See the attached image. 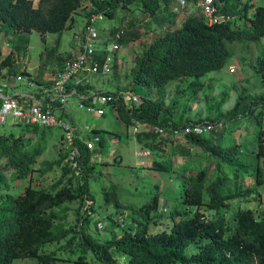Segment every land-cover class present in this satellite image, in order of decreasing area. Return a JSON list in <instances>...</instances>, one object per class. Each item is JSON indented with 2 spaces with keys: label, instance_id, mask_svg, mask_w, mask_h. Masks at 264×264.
I'll return each instance as SVG.
<instances>
[{
  "label": "trees",
  "instance_id": "16d2710c",
  "mask_svg": "<svg viewBox=\"0 0 264 264\" xmlns=\"http://www.w3.org/2000/svg\"><path fill=\"white\" fill-rule=\"evenodd\" d=\"M88 1L91 9L86 14L87 18L101 13L109 19L119 9L155 16L169 3V0ZM187 1L189 3L190 0ZM212 1L213 14L220 16V21L208 24L203 17L190 15L181 21L179 27L157 37L134 58L131 86L155 89V99L142 95L138 105L132 109L125 107L120 99L109 103L126 125L145 123L164 128L162 136L166 137V150L173 137L179 135L171 129H179L190 122H205L189 120L182 115L173 120L171 116L163 115L165 89L175 81L186 79L190 90H199L203 83L198 79L220 70L232 56L231 45L238 42L259 44L264 38V6H255L253 0ZM82 3L83 0H38L34 6L31 0H0V34L6 36L10 32L29 33L32 30L40 35L60 34L70 27L73 14ZM177 15L178 12L166 9V19ZM235 20H241L242 24L236 25ZM133 24L130 18L127 27ZM12 62L13 56L8 54L0 62V69ZM253 70L264 85V52L257 55ZM224 93L214 103V110H218L223 102ZM49 105L54 107L52 102ZM216 116L213 119L208 117V122L222 120L221 127H216L209 136L186 134L183 136L186 145L179 146L178 152L185 157L198 156L197 149L190 150L189 146H200L205 152L204 159L209 161V166H215L217 175L211 179L208 169H191L190 163L184 162L177 171L181 183L176 189L178 196L175 200L178 203L171 212L170 228L150 232L151 221L161 217L156 215L160 203L156 194L150 203L133 210L140 220L110 222V238L99 241L82 233V250L90 252L95 262L88 263L84 256L79 255L75 264H264V212L258 215L250 208H233L231 205L236 200H260L259 188L264 189V169L260 167L264 162V94L249 96L243 93L230 110ZM241 120L255 126L249 142L226 145L227 130H224H230L233 125L237 127ZM23 127L33 133L39 132L37 127ZM216 130L219 136L214 138ZM148 135L147 144L163 141L160 134L151 132ZM39 137L44 140L40 132ZM23 139V133L0 132V183L4 181L5 190L8 189L6 169H11L16 179L28 177L30 181L34 172L43 175L61 164V159H55L42 162L43 168L34 169L45 151V144L39 142L26 148L28 145H23ZM85 144H79L84 172L78 180L63 165L62 175L46 188L35 189L27 185L19 194L0 195V264H12L18 258L56 264V256L44 254L42 249L47 244L59 242L71 232L63 224L67 210L62 205L81 202L84 192L92 198L88 192V175L92 173L89 165L91 153ZM244 150L254 153L247 155ZM151 169L159 171L165 167L159 163L152 165ZM243 173L251 177V183L245 181ZM111 196L115 204H119L115 193ZM184 211L190 214L186 215Z\"/></svg>",
  "mask_w": 264,
  "mask_h": 264
},
{
  "label": "rangeland",
  "instance_id": "374dc122",
  "mask_svg": "<svg viewBox=\"0 0 264 264\" xmlns=\"http://www.w3.org/2000/svg\"><path fill=\"white\" fill-rule=\"evenodd\" d=\"M195 1L190 0L189 3H195ZM253 1L255 6H264V0ZM33 3L34 6L37 4V2ZM90 9V2L83 0L82 5L72 16L70 27H66L60 34L45 33L40 35L34 30L29 33L10 32L6 36L0 34V62L8 54L13 56L12 64L0 69L1 82L6 86L14 84L19 90H22L28 88L27 83L31 81L30 79L32 82L34 81L35 88L40 86L38 81L42 80L44 71L48 73V77H56L57 71L54 68L58 64L56 58L65 56L67 59L69 55L65 54L77 47L84 30L86 14ZM183 16L184 12L182 11L175 18L166 19V8L155 16H148L147 13L141 11L129 12L122 9H119L116 15L110 19L102 15V18L97 20L94 26L99 35L105 38L108 36L109 30L121 26L120 29L124 31V37L120 42L119 49L110 53V58L113 59L111 73L89 76V78L95 79L91 83L88 80L86 86L80 90L84 94H88L89 98L99 96L104 91L115 92L118 99L129 109L138 105V103L128 104L130 95H136L140 99L143 93L148 98L155 99L157 97L155 89L142 90L131 86L130 73L134 66V58L141 54L145 48H148L157 37L179 27ZM130 18L133 19L134 24L127 27V21ZM234 23L240 25L242 21L235 20ZM245 44L246 42H238L231 45V47L233 46L232 56L220 70L198 79L200 83H203L199 90L195 92L190 90L189 80L186 79L171 83L164 91L163 115L171 116L173 120H178L182 115L183 118L189 120L200 119L203 122H208V117L213 119L218 113L230 110L241 94L249 96L264 94V85L253 70L257 55L264 52V38L259 44ZM222 92H225L223 102L218 110H214V103L220 99ZM66 105L77 122L76 126L80 128L88 126L91 133H87L85 139L94 143L93 155L96 164L92 165V173L88 175V192L93 199V216L90 218L82 216L80 201L62 205L67 210L63 224L71 232L59 242L47 244L42 249V253H51L56 256V264H75L79 255L84 256L88 263L95 262L94 256L90 252L82 250L80 239L82 233L85 232L99 241L110 238L112 233L110 222L124 220L130 223L133 218L140 220L141 218L133 213V210L143 204L150 203L156 194L160 198L156 215H161V217L151 221L150 232L156 233L162 229H169L171 212L174 211L178 203L175 200L178 196L176 189L181 183L177 171L186 160L190 163L191 169L201 167L208 169L211 179L217 175L215 166H209V161L204 159L205 152L200 146L195 148L194 144H190V150L197 149V152L200 153L193 157H185L178 152L179 146L184 144L183 142L182 144L176 142L168 145L165 156H160V153L146 154L148 151L141 150L138 143L133 141L132 126L126 125L118 117L117 111L109 104L104 106V113L101 116L90 115L83 108H79L75 102H69ZM63 115L65 116V113ZM232 127L235 129L231 130ZM228 129L224 130H227L225 132L226 145L233 146L238 143L245 145L249 142L248 138L254 132L255 126L248 121L241 120L237 127L233 125L230 126V130ZM38 130L43 134L44 140L40 139L39 132L27 131L23 125L11 123L10 118H7L6 123L0 125V132L23 133L22 143L24 146L28 145L26 148L39 142L45 144V151L34 165V169L43 168L42 162L55 159H61V164L55 165L43 175L34 172L30 181L28 177L16 179L13 171L6 169L4 174L8 189L5 190L4 181H2L0 195L19 194L27 185L35 189L46 188L62 175L61 166L65 165V162L62 159L59 130L54 128H38ZM112 131L121 138L112 134ZM217 136H219L218 130L213 133L212 137L216 138ZM244 151L247 155L254 153L248 150ZM159 163L165 167V170L155 171L149 168L152 164ZM260 167L264 169V162H261ZM242 176L246 182L251 183V177L247 173H243ZM259 192L260 200H236L231 204L232 207L250 208L260 215L264 212V189L260 187ZM112 193H115L119 204H115V199L111 196ZM179 209L184 210L182 207ZM204 210L202 211L209 216V213ZM184 213L190 214L189 211H184ZM97 220L101 221L102 228L95 226ZM12 264L40 263L36 259L18 258L14 259Z\"/></svg>",
  "mask_w": 264,
  "mask_h": 264
},
{
  "label": "built area",
  "instance_id": "2783aa9c",
  "mask_svg": "<svg viewBox=\"0 0 264 264\" xmlns=\"http://www.w3.org/2000/svg\"><path fill=\"white\" fill-rule=\"evenodd\" d=\"M38 2V0H31ZM167 8L172 12H182L188 6L187 0H169ZM195 8L200 10L201 17L208 24L220 21V16L213 14L212 0L195 1ZM102 18V14L92 15L86 18L84 30L79 38V49L73 55L68 57L61 71L52 79V102L56 106L50 105L40 106L38 104H21L17 98L11 96H3L0 89V125L6 123L10 118L11 123H18L24 126L37 128H54L59 130V139L61 145V153L64 156V162L69 169L70 175L78 180L84 172V164L82 161V148L80 143H86V148L91 151L94 143L85 139V134L90 133L88 126L78 128L73 122L67 120L63 116V108L66 106L70 94L77 96L76 104L79 108H83L90 115L101 116L104 113V106L113 100H118L116 94L105 92L99 96L89 98L88 95L82 94L79 87H85L88 76H101L111 73L113 59L110 53L119 49V40L123 34V30H113L108 32V36L102 38L94 28L97 20ZM86 98V102L83 99ZM131 104H137L139 98L136 95H130ZM144 123H135L132 126V133L138 131V126ZM223 125L222 120L216 123L209 122H190L179 129H171L174 133L181 136L186 134L207 135L216 127ZM152 132L163 135L165 130L162 127H153ZM81 214L83 217L90 218L93 216L92 201L87 192L82 193ZM95 226L102 228L101 221L97 220Z\"/></svg>",
  "mask_w": 264,
  "mask_h": 264
},
{
  "label": "crops",
  "instance_id": "0c3cea01",
  "mask_svg": "<svg viewBox=\"0 0 264 264\" xmlns=\"http://www.w3.org/2000/svg\"><path fill=\"white\" fill-rule=\"evenodd\" d=\"M166 9H168L167 6H166ZM199 11L200 10L195 8V3L194 2L191 3V4L189 3L188 6L185 7V9L183 10V12H184L183 20L185 18H187L188 16H190V15L201 16V13H199ZM78 49H79V44L77 43V47L73 48L72 51H70L69 53H66L65 55H69V57L73 56L78 51ZM65 60H66L65 56L56 58V61L58 63L54 67L55 71H57L56 74H58L61 71V68H62ZM53 78L54 77H48V73L46 71H44L42 80H40V82L38 81V84L40 86H37L35 88V86H33L34 81L32 82V79H30L31 81H29L27 83V87L28 88H26V89L23 88L22 90H19L14 84H9V85L6 86L5 83H2L1 80H0L1 94L3 96L15 97L23 105H28V104L32 103V104H38L40 106H44V105L46 106V105H49L50 102H52V99H53V97H52L53 94H52V91L50 90V86H52L51 84H52V79ZM93 79H95V78H92V77L89 78V76H88L87 81L89 80L90 83H91ZM142 90H144V89H142ZM78 92H81L83 94V92L80 89H79ZM86 95H88V94H86ZM142 95H144V94L142 93L141 96ZM69 99H70L69 102H71V103L75 102V104H76L77 96L75 94H70ZM69 102H67V103H69ZM128 104L132 105L131 102H130V99L128 101ZM109 105H110V107H112L111 104H109ZM52 106H56V104L52 102ZM66 107H67V105L63 108V110L65 109V111L63 112V113H65V118H67L69 121H71L74 124H76L77 122L72 117V114H71L69 108L67 107V110H66ZM126 107H128V106H126ZM128 125L133 126L134 123H130ZM77 127L80 129L79 126H77ZM152 128L153 127H151V126H149L147 124H145V126L139 125L137 132L132 133V130H131V133H132V136H133L132 139H133V141L138 143V146H139V148L141 150H145V152L148 151V153H146V154L160 153V156H162V155L165 156L166 155V145H167L166 137H163L162 135H159V136L163 137L162 143L159 142V144H158L156 142L155 143L153 142V143L147 144V140H149V135L148 134L152 132ZM94 132H97V130H94ZM111 133L114 134V135H117L119 138H121L117 133H115L113 131ZM85 136H86V134H85ZM173 140L170 141L169 145H172L173 143H176V142H180L181 144L183 142L184 144H182V145H186L185 144L186 140L181 135L173 137ZM101 144H102V142L100 143V145ZM146 149H148V150H146ZM93 150H94V148H93ZM93 150L89 151L91 153V156H90V159H89V165H91V166L93 164H96L95 161H94L95 156L93 155ZM117 158H119V157L117 156ZM152 165H156V164H152ZM151 167L152 166H150L149 168H151Z\"/></svg>",
  "mask_w": 264,
  "mask_h": 264
}]
</instances>
